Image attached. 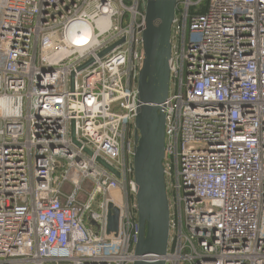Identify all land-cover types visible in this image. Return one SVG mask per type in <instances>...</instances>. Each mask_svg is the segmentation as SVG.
<instances>
[{
	"label": "built area",
	"instance_id": "1",
	"mask_svg": "<svg viewBox=\"0 0 264 264\" xmlns=\"http://www.w3.org/2000/svg\"><path fill=\"white\" fill-rule=\"evenodd\" d=\"M146 6L0 0V264L138 259ZM171 45L159 258L264 264V0H177Z\"/></svg>",
	"mask_w": 264,
	"mask_h": 264
},
{
	"label": "water",
	"instance_id": "2",
	"mask_svg": "<svg viewBox=\"0 0 264 264\" xmlns=\"http://www.w3.org/2000/svg\"><path fill=\"white\" fill-rule=\"evenodd\" d=\"M176 8L177 0H147V26L143 34L145 57L138 78L142 105L135 119L134 135V177L138 187L140 225L135 250L138 259L134 264H165V260L159 257L167 254L169 245L170 207L163 164L166 115L161 104L169 95L171 36ZM72 136L74 142L80 145L75 137L74 125ZM86 151L92 154L91 151ZM98 161L116 176H120L119 171L104 159L98 158ZM119 216V208L110 203L109 234L118 232ZM153 256L158 258L154 259Z\"/></svg>",
	"mask_w": 264,
	"mask_h": 264
}]
</instances>
